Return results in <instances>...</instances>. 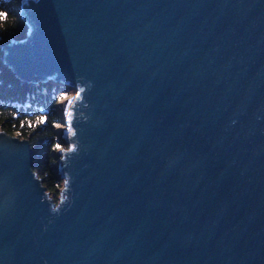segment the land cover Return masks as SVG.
Returning a JSON list of instances; mask_svg holds the SVG:
<instances>
[{
  "label": "water",
  "instance_id": "1",
  "mask_svg": "<svg viewBox=\"0 0 264 264\" xmlns=\"http://www.w3.org/2000/svg\"><path fill=\"white\" fill-rule=\"evenodd\" d=\"M5 9L2 63L74 92L55 193L0 129V264H264V0Z\"/></svg>",
  "mask_w": 264,
  "mask_h": 264
},
{
  "label": "trees",
  "instance_id": "2",
  "mask_svg": "<svg viewBox=\"0 0 264 264\" xmlns=\"http://www.w3.org/2000/svg\"><path fill=\"white\" fill-rule=\"evenodd\" d=\"M15 2L17 0H0V12L6 13L0 17V47L9 38L24 35L25 25L5 9L6 4ZM66 91L65 86L49 80H18L0 59V129L26 137L31 150L30 167L53 193L60 185L50 168L54 162L53 152L60 143L53 126L60 121L57 101ZM41 119L44 123H39Z\"/></svg>",
  "mask_w": 264,
  "mask_h": 264
},
{
  "label": "rangeland",
  "instance_id": "3",
  "mask_svg": "<svg viewBox=\"0 0 264 264\" xmlns=\"http://www.w3.org/2000/svg\"><path fill=\"white\" fill-rule=\"evenodd\" d=\"M73 92H74V90H68V91H66V92H64L63 94H62V96L60 97V99L57 101V103L60 101V100H63L64 98H67L68 96H70L71 94H73ZM56 102V101H55ZM60 118V117H59ZM61 121V120H60ZM59 121V123H57V124H55L54 126H53V131H54V128L55 127H62L63 126V124L61 123ZM55 134V133H54ZM57 145H59L60 147L59 148H62V147H64V145L62 144V143H57ZM58 149V147H55V150H57ZM54 150V151H55ZM60 186V185H59ZM58 186V187H59ZM57 187V188H58Z\"/></svg>",
  "mask_w": 264,
  "mask_h": 264
},
{
  "label": "clouds",
  "instance_id": "4",
  "mask_svg": "<svg viewBox=\"0 0 264 264\" xmlns=\"http://www.w3.org/2000/svg\"><path fill=\"white\" fill-rule=\"evenodd\" d=\"M63 200H68V198L67 197H62V202H63ZM50 209H51V211L52 212H58V210L60 209V207L59 206H56V205H52V206H50Z\"/></svg>",
  "mask_w": 264,
  "mask_h": 264
},
{
  "label": "snow or ice",
  "instance_id": "5",
  "mask_svg": "<svg viewBox=\"0 0 264 264\" xmlns=\"http://www.w3.org/2000/svg\"><path fill=\"white\" fill-rule=\"evenodd\" d=\"M4 16H6V13L0 12V17H4ZM77 95H79V93H77ZM39 123H44V120L43 119L39 120ZM69 134H71V129H69ZM56 147L59 148L60 146L57 145Z\"/></svg>",
  "mask_w": 264,
  "mask_h": 264
}]
</instances>
